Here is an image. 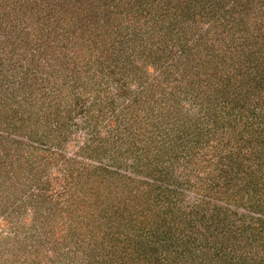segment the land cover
<instances>
[{"label":"rangeland","instance_id":"rangeland-1","mask_svg":"<svg viewBox=\"0 0 264 264\" xmlns=\"http://www.w3.org/2000/svg\"><path fill=\"white\" fill-rule=\"evenodd\" d=\"M263 180L264 0H0V264H264Z\"/></svg>","mask_w":264,"mask_h":264},{"label":"trees","instance_id":"trees-1","mask_svg":"<svg viewBox=\"0 0 264 264\" xmlns=\"http://www.w3.org/2000/svg\"><path fill=\"white\" fill-rule=\"evenodd\" d=\"M261 186L264 187V180L262 181ZM257 207H259V206H257ZM260 237H262V238L259 239L260 240V245L264 247V235L260 234Z\"/></svg>","mask_w":264,"mask_h":264}]
</instances>
